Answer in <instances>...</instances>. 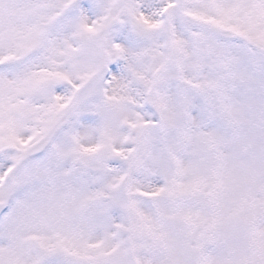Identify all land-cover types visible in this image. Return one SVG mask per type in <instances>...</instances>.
Segmentation results:
<instances>
[{
	"label": "snow or ice",
	"instance_id": "1",
	"mask_svg": "<svg viewBox=\"0 0 264 264\" xmlns=\"http://www.w3.org/2000/svg\"><path fill=\"white\" fill-rule=\"evenodd\" d=\"M0 264H264V0H0Z\"/></svg>",
	"mask_w": 264,
	"mask_h": 264
}]
</instances>
